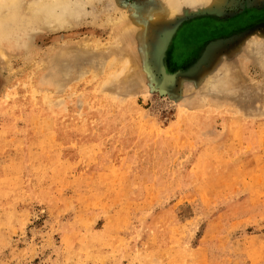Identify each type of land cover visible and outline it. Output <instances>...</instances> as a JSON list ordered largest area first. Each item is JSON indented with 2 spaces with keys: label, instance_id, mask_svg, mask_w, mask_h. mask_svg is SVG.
<instances>
[{
  "label": "rangeland",
  "instance_id": "obj_1",
  "mask_svg": "<svg viewBox=\"0 0 264 264\" xmlns=\"http://www.w3.org/2000/svg\"><path fill=\"white\" fill-rule=\"evenodd\" d=\"M63 1L3 43L0 264H264V0Z\"/></svg>",
  "mask_w": 264,
  "mask_h": 264
},
{
  "label": "bare ground",
  "instance_id": "obj_2",
  "mask_svg": "<svg viewBox=\"0 0 264 264\" xmlns=\"http://www.w3.org/2000/svg\"><path fill=\"white\" fill-rule=\"evenodd\" d=\"M87 0H79L77 2H72L71 0H65L61 2L58 6L64 7V11L68 8L73 10L77 9L79 5L86 4ZM224 0H168V4L165 6V9L174 16L175 14L181 11L182 6L184 5H192V4H207V3H215L222 4ZM178 2V4L176 3ZM74 4V5H73ZM28 11L31 10L34 13L36 8L34 2H29ZM73 5V6H72ZM44 11L49 12V5L42 7ZM156 10V9H155ZM149 10L144 13V16L155 21L158 20L160 14L159 11ZM51 11V10H50ZM22 0H0V61L2 58L7 59V53L4 46V41L7 37L11 36L13 32H15L24 17H22ZM67 14H75L78 15L77 11L69 10V12H64L62 15V20L59 22V25H67L68 24V15ZM33 18H30L31 22ZM69 26V25H68ZM6 56V57H5Z\"/></svg>",
  "mask_w": 264,
  "mask_h": 264
}]
</instances>
